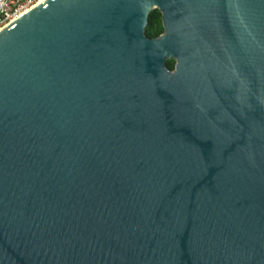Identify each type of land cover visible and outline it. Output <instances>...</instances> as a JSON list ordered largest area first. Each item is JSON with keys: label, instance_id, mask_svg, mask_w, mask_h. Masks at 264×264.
<instances>
[{"label": "water", "instance_id": "1", "mask_svg": "<svg viewBox=\"0 0 264 264\" xmlns=\"http://www.w3.org/2000/svg\"><path fill=\"white\" fill-rule=\"evenodd\" d=\"M0 264H264V0H45L0 30Z\"/></svg>", "mask_w": 264, "mask_h": 264}, {"label": "built area", "instance_id": "2", "mask_svg": "<svg viewBox=\"0 0 264 264\" xmlns=\"http://www.w3.org/2000/svg\"><path fill=\"white\" fill-rule=\"evenodd\" d=\"M45 0H0V30Z\"/></svg>", "mask_w": 264, "mask_h": 264}, {"label": "trees", "instance_id": "3", "mask_svg": "<svg viewBox=\"0 0 264 264\" xmlns=\"http://www.w3.org/2000/svg\"><path fill=\"white\" fill-rule=\"evenodd\" d=\"M146 36L150 39H155L164 33V26L162 21V14L158 9L153 10L149 15V24L146 29ZM176 62L168 60L167 65L171 70L175 69Z\"/></svg>", "mask_w": 264, "mask_h": 264}]
</instances>
